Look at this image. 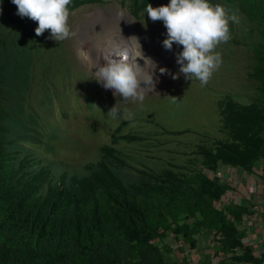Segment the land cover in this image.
I'll use <instances>...</instances> for the list:
<instances>
[{
    "label": "trees",
    "instance_id": "obj_1",
    "mask_svg": "<svg viewBox=\"0 0 264 264\" xmlns=\"http://www.w3.org/2000/svg\"><path fill=\"white\" fill-rule=\"evenodd\" d=\"M75 1L71 10L82 5ZM161 1L131 0L129 6L140 20L148 3ZM217 1L236 5L243 16L231 23V34L239 29L250 40L256 36L247 73L256 97L242 102L226 94L218 103L221 138L197 145L189 164L160 172L127 165L135 175L129 183L115 173L127 163L114 147L117 138L101 148L97 162L53 166L38 153L41 145L47 151L50 130L24 95L18 99L10 42L0 32V264H189L168 255L194 249L203 237L213 239L210 264L219 253V264L256 262L249 248L240 252L247 207L226 202L229 183L208 173L225 167L264 183V0Z\"/></svg>",
    "mask_w": 264,
    "mask_h": 264
},
{
    "label": "rangeland",
    "instance_id": "obj_2",
    "mask_svg": "<svg viewBox=\"0 0 264 264\" xmlns=\"http://www.w3.org/2000/svg\"><path fill=\"white\" fill-rule=\"evenodd\" d=\"M78 1L81 6L73 10L68 6V23L75 35L57 43L47 31L36 36L38 25L27 17L18 16L11 0H0V32L10 42L9 62L17 73L16 80H10L13 86H19L15 91L20 102L19 97L24 95L25 105L39 111L43 124L50 130V143L45 144L47 151L42 145L37 151L47 157L51 165L97 162L101 148L111 146L116 138L118 142L114 147L127 163L115 167V173L125 183L135 178L125 169L129 165L160 172L171 164H189L195 158L191 154L197 145L222 137L220 99L226 94L242 102L256 97L254 83L247 76L252 63L250 41L256 36L250 40L244 33L242 36L239 29L231 34V39L216 49L222 56L221 67L202 87L199 81L186 80L183 75L174 80L172 75L159 73V68H166L169 73L178 74L176 54L183 50L175 44L171 51L164 49L162 42L167 38V30L162 21L152 22L146 11L140 20L135 18L129 6L131 0ZM208 2L224 6L230 14L243 20L236 5L217 0ZM160 3L166 6L170 0ZM73 4L75 0L70 5ZM152 7L160 5L157 2ZM102 34L107 35L106 40H118L120 35L125 40L137 37L144 55L156 62L155 90L146 94L143 102L123 103L122 97H115L113 90H106L94 80L92 72L96 69L91 72L90 63L78 54L85 49L88 52ZM102 47L93 48L91 54ZM139 64L143 66V60H139ZM117 100L121 102L117 107L128 109L132 119H124L122 112L118 113V118L108 116ZM119 127L121 130L116 133ZM183 130L190 132L175 135L167 132ZM222 204L220 201L217 206ZM209 239L213 243V239ZM244 251V247L240 248L241 253Z\"/></svg>",
    "mask_w": 264,
    "mask_h": 264
},
{
    "label": "clouds",
    "instance_id": "obj_3",
    "mask_svg": "<svg viewBox=\"0 0 264 264\" xmlns=\"http://www.w3.org/2000/svg\"><path fill=\"white\" fill-rule=\"evenodd\" d=\"M17 8V15L27 17L38 26L36 36L46 31L55 42L64 41L75 35L69 27V5L72 0H11ZM146 15L152 22L162 21L167 30V38L162 46L171 51L173 45L181 46L176 54L178 74H171L166 68H159L161 75H172L178 79L199 81L206 86L213 74L221 67L223 60L216 49L231 39L230 23L238 22V17L220 4L212 5L208 0H170L166 6L153 8L148 3ZM90 63L94 80L106 90H113L115 97H122L123 103L143 102L145 95L154 92V76L157 64L146 57L137 37L125 40L109 38L102 48L97 49L95 59L81 50L78 53ZM101 60L103 64H101ZM143 60V66L138 61ZM173 100H176L173 98ZM120 100L110 109L108 116L118 118L122 112L124 119H132L128 109L117 107ZM95 106V105H94ZM229 183V182H228Z\"/></svg>",
    "mask_w": 264,
    "mask_h": 264
},
{
    "label": "crops",
    "instance_id": "obj_4",
    "mask_svg": "<svg viewBox=\"0 0 264 264\" xmlns=\"http://www.w3.org/2000/svg\"><path fill=\"white\" fill-rule=\"evenodd\" d=\"M256 170L255 174L257 175L259 171L262 172V168L257 167ZM230 176L229 185L231 189L226 197V202L244 205L248 209V213L240 225L241 229L245 231L243 247L249 248L253 258L257 259L255 263L248 264H264V256H262L264 252V183L259 182V178L255 177L253 173L230 170ZM250 183L255 185H249ZM254 188L257 190L254 191ZM210 245H212L211 239L203 237L200 238L199 245L194 249L185 247L183 254H179L177 248L174 247V252L168 257L171 261L179 258V260H185L189 264H210L208 258L211 255L208 250ZM180 255H184V259L180 258ZM207 258L208 261H206Z\"/></svg>",
    "mask_w": 264,
    "mask_h": 264
},
{
    "label": "built area",
    "instance_id": "obj_5",
    "mask_svg": "<svg viewBox=\"0 0 264 264\" xmlns=\"http://www.w3.org/2000/svg\"><path fill=\"white\" fill-rule=\"evenodd\" d=\"M261 173L262 172L259 171V174H261ZM208 175L211 177V179L218 180L224 185L228 184V182L231 179L230 170L228 168H225V167H222L221 169H219L217 171L209 172ZM260 186H262V185H260ZM256 190H257V188H254V191H256ZM227 196H228V193L226 194V197ZM223 256H224L223 253H219L217 256L212 258L211 264H219L220 259H222ZM262 256H264V252L262 253Z\"/></svg>",
    "mask_w": 264,
    "mask_h": 264
},
{
    "label": "bare ground",
    "instance_id": "obj_6",
    "mask_svg": "<svg viewBox=\"0 0 264 264\" xmlns=\"http://www.w3.org/2000/svg\"><path fill=\"white\" fill-rule=\"evenodd\" d=\"M126 28L129 29V28H131V27H126ZM122 30H126V29H123V28H122ZM123 32H124V31H123ZM130 33H131V31L128 30V31H127V34H130ZM106 38H107V35H104V34L100 35V36L96 39L95 43L90 47V49H89L88 52H87V49H85V50H83V51H85V52L91 54V51H92L93 48L98 47L99 45H104V42H105ZM87 47H88V45H87ZM97 49H98V48H96V50L93 52V54H91V56L93 57V59H95V55L97 54ZM138 63H139V61H138ZM140 63H141V62H140ZM101 64H103V61H102V60H101Z\"/></svg>",
    "mask_w": 264,
    "mask_h": 264
}]
</instances>
